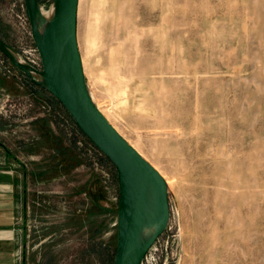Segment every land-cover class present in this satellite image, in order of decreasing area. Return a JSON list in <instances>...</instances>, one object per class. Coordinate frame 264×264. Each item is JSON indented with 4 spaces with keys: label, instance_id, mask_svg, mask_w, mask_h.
Segmentation results:
<instances>
[{
    "label": "rangeland",
    "instance_id": "rangeland-1",
    "mask_svg": "<svg viewBox=\"0 0 264 264\" xmlns=\"http://www.w3.org/2000/svg\"><path fill=\"white\" fill-rule=\"evenodd\" d=\"M38 2L50 20L55 0ZM77 37L93 102L167 185L169 224L142 264H264V0H80ZM0 39L42 71L26 0H0ZM34 80L0 50L22 255L114 264L117 170Z\"/></svg>",
    "mask_w": 264,
    "mask_h": 264
},
{
    "label": "water",
    "instance_id": "water-1",
    "mask_svg": "<svg viewBox=\"0 0 264 264\" xmlns=\"http://www.w3.org/2000/svg\"><path fill=\"white\" fill-rule=\"evenodd\" d=\"M26 0L27 15L42 62L43 83L34 82L57 99L81 132L115 166L120 198L118 241L114 264H142L149 250L165 232L170 220L168 189L162 175L147 161L102 114L89 93L79 50L77 29L80 0H55L54 13L39 33L38 18ZM0 50L15 66L28 72L11 49L0 39ZM33 70V69H32ZM36 72V71H35ZM150 196L154 212L148 217ZM156 226L152 237L142 245L137 237L145 226Z\"/></svg>",
    "mask_w": 264,
    "mask_h": 264
},
{
    "label": "crops",
    "instance_id": "crops-1",
    "mask_svg": "<svg viewBox=\"0 0 264 264\" xmlns=\"http://www.w3.org/2000/svg\"><path fill=\"white\" fill-rule=\"evenodd\" d=\"M17 171L0 159V264H27L24 252L22 255L27 236L19 222L26 207L19 196L23 181Z\"/></svg>",
    "mask_w": 264,
    "mask_h": 264
},
{
    "label": "bare ground",
    "instance_id": "bare-ground-1",
    "mask_svg": "<svg viewBox=\"0 0 264 264\" xmlns=\"http://www.w3.org/2000/svg\"><path fill=\"white\" fill-rule=\"evenodd\" d=\"M33 12L34 14L37 16L38 18V24H37V28H38V32L40 33L42 31V29L44 28V26L46 25L48 19H46L44 16H47L48 14L46 13V11L41 7V4L37 1H34L33 6H32ZM54 13V6L51 9L50 14L52 15ZM11 54L13 55V57L15 58V60L21 64L23 67H27L28 65L26 63H24L18 56L17 54H15L13 51H11ZM29 73L32 74V76L36 77L37 80L40 83H43V77L42 74H39L37 72H35L32 69L28 70ZM164 179V178H163ZM166 183V182H165ZM154 201L152 196H150V205H149V211H148V217L146 218V222L150 219L152 213L154 212ZM155 227L156 226H145L143 229V232L137 237V242L139 245L145 244L153 235L154 231H155Z\"/></svg>",
    "mask_w": 264,
    "mask_h": 264
},
{
    "label": "trees",
    "instance_id": "trees-1",
    "mask_svg": "<svg viewBox=\"0 0 264 264\" xmlns=\"http://www.w3.org/2000/svg\"><path fill=\"white\" fill-rule=\"evenodd\" d=\"M74 122V121H73ZM75 127L77 128V131H79L80 133H82L81 132V130L78 128V126L75 124ZM82 135H83V133H82ZM86 139H87V141H88V143H89V145H91L92 146V148H93V150H95L96 148H95V146L88 140V138L87 137H85ZM76 150V149H75ZM74 161H76L75 162V166L73 165L72 167H78L80 164H81V161L79 160V158H78V156H77V154L74 156Z\"/></svg>",
    "mask_w": 264,
    "mask_h": 264
},
{
    "label": "built area",
    "instance_id": "built-area-1",
    "mask_svg": "<svg viewBox=\"0 0 264 264\" xmlns=\"http://www.w3.org/2000/svg\"><path fill=\"white\" fill-rule=\"evenodd\" d=\"M96 149L95 150H97V152L99 153V154H103L97 147H95ZM104 155V154H103Z\"/></svg>",
    "mask_w": 264,
    "mask_h": 264
}]
</instances>
